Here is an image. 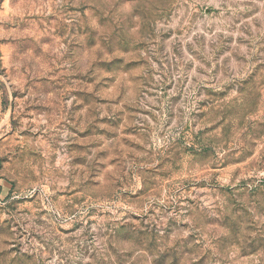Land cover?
<instances>
[{"label": "rangeland", "instance_id": "374dc122", "mask_svg": "<svg viewBox=\"0 0 264 264\" xmlns=\"http://www.w3.org/2000/svg\"><path fill=\"white\" fill-rule=\"evenodd\" d=\"M0 264H264V0H0Z\"/></svg>", "mask_w": 264, "mask_h": 264}]
</instances>
